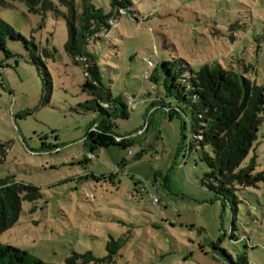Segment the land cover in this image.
<instances>
[{
	"label": "rangeland",
	"instance_id": "1",
	"mask_svg": "<svg viewBox=\"0 0 264 264\" xmlns=\"http://www.w3.org/2000/svg\"><path fill=\"white\" fill-rule=\"evenodd\" d=\"M47 1L52 9L34 12L24 0H0V17L29 41L7 39L10 54L0 47V179L39 188L0 242L55 264L77 254L85 258L74 264H233L241 257L264 264V180L234 190L240 240H232L233 209L203 183L209 169L202 147L189 153L187 117L152 107L157 96L186 103L166 95L162 78L145 79L154 70L148 61L161 71L165 59H178L195 71L221 64L264 84V0H132L119 8L107 39L88 51L115 95L135 96L130 117L112 121L135 141L94 153L86 138L98 114L79 107L90 96L84 64L66 48L67 8ZM92 2L113 9L112 0ZM76 5L81 10L82 0ZM35 58L51 80L46 94ZM253 158L255 172L264 173V112L240 166Z\"/></svg>",
	"mask_w": 264,
	"mask_h": 264
},
{
	"label": "trees",
	"instance_id": "2",
	"mask_svg": "<svg viewBox=\"0 0 264 264\" xmlns=\"http://www.w3.org/2000/svg\"><path fill=\"white\" fill-rule=\"evenodd\" d=\"M24 1L34 12L53 8V3L47 0ZM60 2L67 8V51L77 63L82 62L85 67L86 81L83 90L88 93L90 99L81 103L79 107L84 112L98 114L87 135L86 145L90 153H94L99 147L112 145L130 147L135 141V135L129 137L117 134L112 121L117 117L125 119L130 117L131 111L134 110L132 105L135 96L125 98L112 92L104 83L88 46L99 39H107V34L113 27L110 21L117 18L119 8L128 9L132 0H112L113 9L108 13L96 6L92 0H82L81 10L77 8L76 0ZM137 16L135 12L134 17ZM102 33L104 35L100 36ZM7 39L23 40L29 47V41L0 17V47L10 54ZM33 61L43 76L46 94L51 89L49 74L42 73L40 60L35 58ZM179 62L178 59L173 61L165 59L162 62V70L154 65L153 72H146L145 79L157 84L162 78L166 95L185 102L186 109L171 102L166 103L165 100L161 98L160 100L159 96L152 107L155 110L162 109L165 114L183 113L187 117L184 124L191 138L189 153L194 148L196 150L203 148L202 160L207 164L209 171L205 172L202 181L220 196L223 203L229 202L234 212L231 239L239 241L240 238L235 234L238 201L234 190L236 187L256 186L258 182L264 180V173L255 172V158L249 165L240 166L258 138L261 114L264 112V84L260 85L242 73L227 69L221 64H206L195 71L190 64L184 67ZM143 129L138 130L139 135ZM149 129L150 125L147 124L144 132ZM117 137L123 139L117 141ZM207 146L211 147L210 152L206 151ZM5 148L6 144L0 141V162ZM38 192V187L17 182L11 177L0 179V234L18 222L23 200L33 199ZM77 257L85 258L78 254L74 255L68 260V264H74ZM246 262V258L241 257L239 262L233 264ZM0 264L55 263L45 262L28 250L0 242Z\"/></svg>",
	"mask_w": 264,
	"mask_h": 264
},
{
	"label": "built area",
	"instance_id": "3",
	"mask_svg": "<svg viewBox=\"0 0 264 264\" xmlns=\"http://www.w3.org/2000/svg\"><path fill=\"white\" fill-rule=\"evenodd\" d=\"M148 65L150 66V67H153L154 66V64H153V62L152 61H148ZM147 75V74H146ZM131 102V101H130ZM142 131H140L139 133H141ZM117 139V141H121L122 139H123V137H117L116 138ZM253 264H256V263H253Z\"/></svg>",
	"mask_w": 264,
	"mask_h": 264
}]
</instances>
